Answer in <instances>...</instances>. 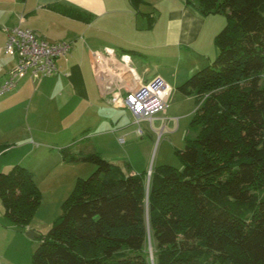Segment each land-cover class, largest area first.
Returning a JSON list of instances; mask_svg holds the SVG:
<instances>
[{
    "label": "trees",
    "instance_id": "trees-1",
    "mask_svg": "<svg viewBox=\"0 0 264 264\" xmlns=\"http://www.w3.org/2000/svg\"><path fill=\"white\" fill-rule=\"evenodd\" d=\"M186 3L226 24L217 57L178 87L197 107L196 135L175 150L181 168L155 167L148 184V172L126 175L98 153L63 148L65 162L96 168L37 239L31 264H151L147 221L155 264H264V0ZM0 199L26 233L42 200L34 174L0 173Z\"/></svg>",
    "mask_w": 264,
    "mask_h": 264
},
{
    "label": "crops",
    "instance_id": "crops-1",
    "mask_svg": "<svg viewBox=\"0 0 264 264\" xmlns=\"http://www.w3.org/2000/svg\"><path fill=\"white\" fill-rule=\"evenodd\" d=\"M16 27L29 28L50 43L72 45L70 53L58 61L60 73L36 81L23 78L15 90L0 97V173L24 164L37 174L39 166L35 162L41 166L49 162L45 170V176H49L59 169L75 170L82 164L65 162L63 148L71 147L75 154L94 152L89 149L96 137L91 127L100 118L107 120L101 102L129 113L113 107L102 95L94 76L95 52L105 48L119 54L133 52L129 55L140 78L164 81L172 89V99L174 93L179 95L178 87L183 82L217 57L215 37L223 21L217 15L203 16L186 0H141L137 6L130 0H0V84L16 65V58L4 53L5 30ZM133 58H140L138 65ZM171 99L167 110L154 120L167 116ZM145 131L139 130V136L125 149L133 145L139 148ZM185 134L186 138L188 131ZM121 139L127 142L121 137L120 143ZM100 154L107 159L117 156L113 151ZM125 158L123 165L119 163L124 173H139L133 161ZM9 229L0 228V264L8 259L13 262L21 253L14 248L2 252L3 236L8 240L12 233V243L28 245L26 233L18 232L15 226Z\"/></svg>",
    "mask_w": 264,
    "mask_h": 264
},
{
    "label": "rangeland",
    "instance_id": "rangeland-1",
    "mask_svg": "<svg viewBox=\"0 0 264 264\" xmlns=\"http://www.w3.org/2000/svg\"><path fill=\"white\" fill-rule=\"evenodd\" d=\"M217 18L223 21L224 27L226 24V17L224 15H217ZM133 59L135 65H138V60L140 58ZM92 83L100 99L99 92L96 89L93 79ZM178 94L179 95H176V93H174L171 99V105L167 111V116L163 115V119L154 120L152 123L148 121L136 123L131 114L125 111L114 110L101 102L104 119L107 120L103 121L100 118L91 127V132L92 134H96V137L92 138L93 143L91 142V144H89V149L94 150L92 153L98 154L111 153L113 151L117 154V156H113V159H107L104 155L102 157L116 165H119V163L123 165L124 163L121 161L123 157H126L125 160L127 162L133 161V163H131L135 165V169L139 171V173L144 171L149 173L153 168L162 165L181 168V162L175 150L184 148L185 133L187 131L188 135H196L195 132L191 130L190 126L192 120L191 115L194 114L197 107L195 100L186 99L180 93ZM165 117L170 120H164ZM178 117L180 118L179 121L176 120ZM165 125L167 127L163 129ZM139 130H142V132L146 130L144 139H139L141 144L140 147L138 148L133 145L130 149L126 150L125 148L131 145L132 141H134L133 139L139 136ZM114 131H116V133H113ZM136 132H139L138 135ZM121 137L126 138L127 142L125 144L119 142V138ZM141 141L143 143H141ZM119 154L124 155L119 156ZM35 164L39 166V168H37V174L34 173V178L37 185L39 183L38 187L42 192V200L29 223L28 229L34 230L40 235H44L51 228L55 219L63 213L62 206L74 191L77 181L79 179L88 178L96 167L92 164L82 163L78 165L79 167H75V170L59 169L52 172L49 176H45V170L48 169L47 166H49V162L46 164L44 163L43 166H41L39 162H35ZM20 165L26 167L24 164ZM126 170H128V168H126ZM9 171H11V168L6 173ZM3 213L4 208L0 199V228L7 231L9 230L8 232H10L9 227L13 225L5 219ZM147 224L149 230L148 249L150 261L151 264H155V257L153 255L155 252V243L152 238L149 221H147ZM11 234L12 233H10L8 240L3 236L5 240L1 243L2 252H10L11 248H14V250H21V253L16 256L13 262L8 259L7 261L9 263L6 262L4 264H31L32 255L39 246V241L31 240L25 235L24 238L28 245H22L17 241L15 244L11 241V239H13L11 238Z\"/></svg>",
    "mask_w": 264,
    "mask_h": 264
},
{
    "label": "built area",
    "instance_id": "built-area-1",
    "mask_svg": "<svg viewBox=\"0 0 264 264\" xmlns=\"http://www.w3.org/2000/svg\"><path fill=\"white\" fill-rule=\"evenodd\" d=\"M5 31L4 53L14 56L16 65L0 84V97L15 90L23 78L36 81L60 73L58 61L70 53V43H50L29 28ZM93 67L102 95L113 107L128 111L136 123L152 122L167 110L172 93L170 86L160 79L144 81L140 78L129 54L105 48L94 53ZM151 174L152 170L148 173L149 178Z\"/></svg>",
    "mask_w": 264,
    "mask_h": 264
},
{
    "label": "water",
    "instance_id": "water-1",
    "mask_svg": "<svg viewBox=\"0 0 264 264\" xmlns=\"http://www.w3.org/2000/svg\"><path fill=\"white\" fill-rule=\"evenodd\" d=\"M150 183V178L148 177V184ZM26 236L31 239V240H37L40 237V234H38L36 231L34 230H28L26 232Z\"/></svg>",
    "mask_w": 264,
    "mask_h": 264
}]
</instances>
